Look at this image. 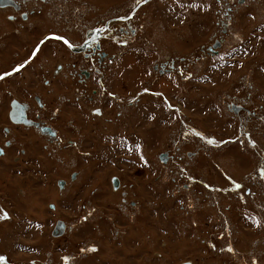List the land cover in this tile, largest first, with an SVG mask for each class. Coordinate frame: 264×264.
I'll use <instances>...</instances> for the list:
<instances>
[{
  "label": "rangeland",
  "instance_id": "obj_1",
  "mask_svg": "<svg viewBox=\"0 0 264 264\" xmlns=\"http://www.w3.org/2000/svg\"><path fill=\"white\" fill-rule=\"evenodd\" d=\"M137 4L50 0L25 34L80 40ZM134 20L56 159L0 158V264H264V0H151Z\"/></svg>",
  "mask_w": 264,
  "mask_h": 264
},
{
  "label": "flooded vegetation",
  "instance_id": "obj_2",
  "mask_svg": "<svg viewBox=\"0 0 264 264\" xmlns=\"http://www.w3.org/2000/svg\"><path fill=\"white\" fill-rule=\"evenodd\" d=\"M49 2L0 0V11L3 12L0 16V75L11 73L0 79V158L40 162V156L44 155L48 161L56 159L55 155L62 148L68 131L74 134V102L78 101L79 94L86 97L87 92H91L94 79L103 80L104 71L113 59L109 43L127 44L137 35L135 13L144 6L138 3L129 14L86 27L80 40L51 28L33 41L35 35L31 32L25 34L24 23L29 24L27 29L31 21L47 24L50 21L48 18L53 15L43 9ZM36 13L40 19L33 18ZM61 19L58 15L56 20L60 22ZM14 38L23 40L19 48L14 47L12 40L8 41ZM165 63L161 70L175 68L174 63ZM1 64L6 67L1 68ZM20 65L23 67L19 71H13ZM94 91L96 94L102 93L98 88ZM91 99L95 100L93 95ZM91 115L96 121V118L106 114L103 107L97 105L91 110ZM248 120L246 118L245 122ZM245 122L243 124L247 126ZM69 141L74 146V140ZM53 154L54 157L50 158ZM58 169L60 172L67 170L60 166ZM69 177L74 182V171L69 173ZM69 183L67 179L60 178V191L63 192ZM58 221L60 219H57L55 226ZM64 224L62 234L67 229Z\"/></svg>",
  "mask_w": 264,
  "mask_h": 264
},
{
  "label": "water",
  "instance_id": "obj_3",
  "mask_svg": "<svg viewBox=\"0 0 264 264\" xmlns=\"http://www.w3.org/2000/svg\"><path fill=\"white\" fill-rule=\"evenodd\" d=\"M163 155L164 154H162V156ZM113 180H114V182H113L114 188H117L119 186V179L115 177V178H113ZM64 229H65V224H64V222H62L60 220V221H58L57 225L55 226L53 234L54 235L62 234ZM183 264H190V262H186V263H183Z\"/></svg>",
  "mask_w": 264,
  "mask_h": 264
},
{
  "label": "snow or ice",
  "instance_id": "obj_4",
  "mask_svg": "<svg viewBox=\"0 0 264 264\" xmlns=\"http://www.w3.org/2000/svg\"><path fill=\"white\" fill-rule=\"evenodd\" d=\"M146 2H147V0H138V3H146ZM56 38L57 39H63L62 37H56ZM33 55H35V52L33 53ZM22 67H23V65H20L17 68H15L13 71H19L20 68H22ZM5 75H11V73H5L3 75H0V79H3ZM6 218H8V214L6 212L3 214V216H0V219H6ZM229 250L231 251V249H229ZM89 251H95V249H89ZM2 259L3 258L0 257V260H2Z\"/></svg>",
  "mask_w": 264,
  "mask_h": 264
}]
</instances>
